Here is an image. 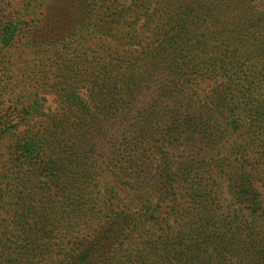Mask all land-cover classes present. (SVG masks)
<instances>
[{
    "label": "rangeland",
    "instance_id": "374dc122",
    "mask_svg": "<svg viewBox=\"0 0 264 264\" xmlns=\"http://www.w3.org/2000/svg\"><path fill=\"white\" fill-rule=\"evenodd\" d=\"M159 1L0 0V250L8 263L68 264L88 249L71 264H125L149 241L161 255L166 233L197 240L206 224L238 264L264 260V46L231 88L221 86L203 53L166 35ZM202 1L209 27L264 43V0ZM116 76L137 112L91 118L90 96H111ZM235 174L252 182L262 205L240 202ZM118 218L110 232L107 222ZM200 237L170 264H227L228 249ZM95 239L100 252L90 256ZM27 245L38 249L29 260Z\"/></svg>",
    "mask_w": 264,
    "mask_h": 264
},
{
    "label": "trees",
    "instance_id": "16d2710c",
    "mask_svg": "<svg viewBox=\"0 0 264 264\" xmlns=\"http://www.w3.org/2000/svg\"><path fill=\"white\" fill-rule=\"evenodd\" d=\"M194 4H196L195 11L197 13L194 12V14H192V7ZM158 7L159 9H156V12H160L161 9H164V12L169 16L167 18L168 22L163 26L165 27V32H167L166 35L173 38L172 42L176 44L177 48L187 49L195 47L198 52L203 53L208 66L207 72L215 69L220 71V75L224 79L221 82V86L227 85L231 88V78L233 75L238 71L247 68L252 58V54L259 53V48L264 46L263 42H254L252 39H246L237 34L228 32L226 26L222 23L215 29L209 27V23L203 18V7L206 6L202 0H167L166 2L160 0ZM231 72L232 74L230 75ZM108 87L111 96H90L92 103L94 104L93 106L90 105L91 118L97 119L99 115L102 119H118L120 117L129 118V115L137 112L136 97L124 96L127 92L125 91L124 81L121 77L116 76L114 81L109 83ZM251 119L254 118L251 117ZM256 121H258V118ZM243 178L245 177H242L239 174H235L233 178H231L232 185H234V189L240 202L243 203L245 207L262 205L263 203L257 197L258 192L253 188L252 182H245ZM201 210L205 211L206 220L214 222V217L211 216V214H208V205H203ZM20 219L22 221V227H25L27 216L22 215L20 216ZM111 220H109V223L107 222V224H110V232L115 230L117 223L121 224V222L118 221L119 218L116 220L114 219L113 221ZM217 223L221 227H225L227 222L225 220H217ZM102 224H104V222ZM204 228L197 232V240L180 236L176 242H173L171 238L167 236L170 233H166L162 243V245L165 244V248L161 255L157 254L156 245L152 241H149L147 242L149 246H146L145 249L143 248L142 251H128L126 254L128 259L124 263L170 264V261L167 259L175 257H178L177 260L183 261L185 250L189 248V246L199 245L198 242L201 238L200 235L202 234L203 243L211 242L214 244L216 250L221 253L225 252V249H228L226 252L230 254V260H226L227 264H238V259L235 260L236 253L229 249L230 245L226 244L219 235L211 232L207 224ZM27 248L28 245L23 249H25V255H29V258L27 259L29 260L31 259L33 252L38 251V249ZM99 252V245L95 239L90 244V256L98 255ZM6 253L7 249L4 248L0 250V264H13V261L8 263ZM86 254H89L88 249H83L80 255L78 249L77 252H73V256L69 259L68 264H71V260H77L78 256L85 258L84 256ZM158 258H160V260L162 259V261L158 260ZM194 262L207 264L203 260H194ZM219 263L223 264L222 261H219ZM117 264H120V262ZM261 264H264V260L261 261Z\"/></svg>",
    "mask_w": 264,
    "mask_h": 264
}]
</instances>
